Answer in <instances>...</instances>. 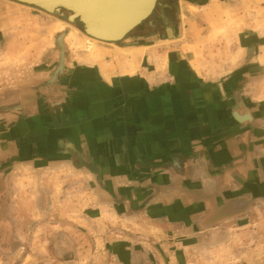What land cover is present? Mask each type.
Returning <instances> with one entry per match:
<instances>
[{
    "label": "crops",
    "instance_id": "crops-1",
    "mask_svg": "<svg viewBox=\"0 0 264 264\" xmlns=\"http://www.w3.org/2000/svg\"><path fill=\"white\" fill-rule=\"evenodd\" d=\"M176 1L170 72L113 53L57 74L37 63L40 16L0 0V264H252L264 0H186L197 44Z\"/></svg>",
    "mask_w": 264,
    "mask_h": 264
},
{
    "label": "rangeland",
    "instance_id": "rangeland-1",
    "mask_svg": "<svg viewBox=\"0 0 264 264\" xmlns=\"http://www.w3.org/2000/svg\"><path fill=\"white\" fill-rule=\"evenodd\" d=\"M176 0H162V2L159 3L157 6L158 10L148 19L146 22H144L140 27L139 31L141 33L140 37H137L133 35V33L124 41H122L119 44H110V43H105V42H91L89 39H92L85 35L79 24H69L67 22L66 18H57L55 16H51L49 14H46L36 8L28 7L31 8L32 12L40 16L38 18V21L42 24V28L44 29L42 32L41 31H36V39L39 42H42V56L38 59L37 63L39 65V69H42L44 71H53L58 68L60 64V46L58 44V40L61 36H64L63 38V43L65 46L66 50V59H67V66L65 65V69L68 72H73L74 70L78 71L80 69H83L86 66H89L90 64H93L91 61V58H104L106 56H112L113 53L114 55L116 54H125L124 56H131L129 58L125 59H131L132 56L136 63H139V69H148L149 71L152 72H170L171 68V60L172 56L177 55L178 50H179V43H176L173 45V43L169 40H161V38L156 37V38H144L145 35L149 34L151 30L149 29V23L153 22L155 19L160 17V10H166L168 12H174L173 10V5H175ZM179 1V0H178ZM177 2V1H176ZM182 8H183V25H185L186 28H190L191 33L193 34V38L191 41H188L189 43L192 44H197L202 42L203 40L200 39L202 34L197 35L199 33V25L195 23V21H192L191 23L188 21V17L184 16L187 14V10H190V7L192 8V12L195 10V4L193 2H188L186 0H181ZM186 6H188L186 8ZM176 9L177 6L175 5ZM43 16V18H41ZM188 22L189 27L186 25ZM197 24V25H196ZM196 26L197 29H196ZM185 28V29H186ZM198 30V31H197ZM148 37V36H147ZM187 37V36H186ZM166 39V38H165ZM187 39V38H186ZM189 39V38H188ZM200 41V42H198ZM186 42V41H185ZM184 42V43H185ZM88 43H92V48L90 50L87 49ZM137 44V43H144V45H153L152 48H143V49H138L135 48V51H129L131 52H124L121 51L122 45L126 44ZM191 44V45H192ZM213 46V45H212ZM212 46H209V48H212ZM120 48V49H118ZM196 48V47H193ZM131 54V55H127ZM175 54V55H174ZM50 58V60H49ZM49 61L48 63H46ZM48 66V64H51ZM35 64V63H33ZM30 67V66H29ZM232 72H229L231 74ZM225 78V77H224ZM222 80V79H220ZM258 86V85H256ZM258 88V87H257ZM259 207V206H256ZM260 223V242L258 243H253L251 244L252 248V258H251V263L252 264H264V216L260 219H258V222ZM125 228H128L133 230V232H142V230H146L149 228L148 222L145 220H138L135 222H129L125 224ZM124 231V230H123ZM125 232V231H124ZM146 235V236H145ZM137 237L141 242L148 243L149 242V235L145 232L143 233H138ZM157 243L161 244L164 240L170 242L169 238L164 239L165 237L162 236V234L157 235ZM259 250V251H255ZM254 251L256 253H254ZM226 260L225 255L222 257V261ZM250 261V260H249Z\"/></svg>",
    "mask_w": 264,
    "mask_h": 264
},
{
    "label": "water",
    "instance_id": "water-1",
    "mask_svg": "<svg viewBox=\"0 0 264 264\" xmlns=\"http://www.w3.org/2000/svg\"><path fill=\"white\" fill-rule=\"evenodd\" d=\"M36 8L69 24L78 23L88 37L105 43L119 44L155 13L160 0H10ZM167 38L174 39L173 28H167ZM64 36L58 40L60 66L63 71L66 50ZM144 44V43H140ZM137 45V44H135Z\"/></svg>",
    "mask_w": 264,
    "mask_h": 264
},
{
    "label": "flooded vegetation",
    "instance_id": "flooded-vegetation-1",
    "mask_svg": "<svg viewBox=\"0 0 264 264\" xmlns=\"http://www.w3.org/2000/svg\"><path fill=\"white\" fill-rule=\"evenodd\" d=\"M160 1H159V3H160ZM173 6H174L173 7L174 12H168L166 10H160V17L155 19L153 22L149 23V25H150L149 29L151 30V32L149 34H147L148 37L145 35L144 38H156V37H159L161 39L167 38V36H168L167 31H166L167 28L168 27L173 28L176 25L174 20H175L176 14H177V10H176L175 5H173ZM157 10H158V8L155 10V12ZM76 24H78V23H76ZM138 29L139 28H137L133 32V35L140 37L141 33ZM244 150L247 153H251V146L249 149H244ZM205 198H206V196L203 197V199H205Z\"/></svg>",
    "mask_w": 264,
    "mask_h": 264
}]
</instances>
